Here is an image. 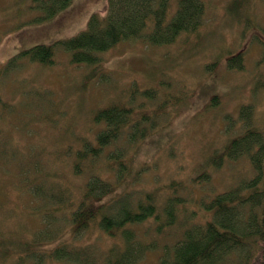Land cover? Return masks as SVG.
<instances>
[{
    "label": "rangeland",
    "instance_id": "obj_1",
    "mask_svg": "<svg viewBox=\"0 0 264 264\" xmlns=\"http://www.w3.org/2000/svg\"><path fill=\"white\" fill-rule=\"evenodd\" d=\"M204 2V22L173 42L121 40L99 52L96 64L73 62L70 51L61 48L50 63L21 56L17 67L3 72L18 51L76 34L92 12H104L106 0H72L45 19H39L42 11L32 0H0V99L7 103L5 108L0 104V143L17 150V170L16 162L0 156V264H13L16 258L31 264L38 254L44 255L43 264H73L50 259L46 254L52 243L43 242L42 250L28 243L44 223L31 209L35 201L19 187L18 164L30 169L38 159L63 167L67 169L63 181L77 188L88 171L70 173L65 146L72 142L79 147V136L95 143L102 122H93L94 111L112 102L129 105L132 91L131 105L138 109L141 100L139 109L155 114L147 123H156L144 139L130 144L118 140L135 155L128 177L135 178L140 192L156 191L162 204L168 188L162 192L161 186L174 180L210 197L254 174L246 153L227 158L222 150L248 126L264 133V0ZM172 12L169 9L168 15ZM235 53L240 67L229 62ZM146 88L153 90V99L141 95ZM242 105L250 106L243 114ZM55 147L63 152L58 159L51 157ZM112 147L107 146L94 163L111 179L104 158ZM141 166V173L136 172ZM202 173L208 176L199 182L196 178ZM187 207L196 210L194 219H203L198 204ZM147 227L143 222L137 228ZM97 234L94 230L89 240ZM68 236L62 232L61 239ZM116 239L117 233L103 234L98 244L107 247ZM157 253H147L138 264H149Z\"/></svg>",
    "mask_w": 264,
    "mask_h": 264
},
{
    "label": "trees",
    "instance_id": "obj_2",
    "mask_svg": "<svg viewBox=\"0 0 264 264\" xmlns=\"http://www.w3.org/2000/svg\"><path fill=\"white\" fill-rule=\"evenodd\" d=\"M32 1L42 11L39 19H45L72 0ZM169 9L173 10L170 16ZM204 13V0H106L104 12H92L85 27L76 34L24 48L6 61L2 71L17 67V58L21 56L50 63L55 51L61 48L70 51L73 62L96 64L100 60L99 52L121 40L170 43L182 32L197 31L204 21ZM236 58L237 55L230 57L229 62L240 67ZM133 94L132 91L129 95V105L112 102L94 111L93 122H102V129L95 134V143L93 138L81 140L79 136L76 137L80 140L79 147H73L72 142L65 146V153L71 157L70 173L80 175L88 171L87 178L77 188L63 181L67 173L63 167L48 166L38 159L30 169L18 164L19 187L35 201L31 209L41 215L44 223L28 243L39 250L43 249V242L52 243L46 255L73 264H138L147 253L156 250L158 253L149 264H264V133L261 134V128L246 127L226 142L222 150L228 158H237L243 153L249 156L254 174L247 181H238L208 197L196 193L194 186L186 190L185 184L171 180L161 186L162 192L168 189L163 203L159 204L156 191L140 192L134 187L135 178L128 177V173L135 155L128 154L127 147L118 143L121 138L128 144L144 139L156 125L155 120L147 123L155 114L139 109L141 100L138 109L131 105ZM141 95L151 100L154 92L146 88ZM0 104L3 108L7 105L1 99ZM248 109L250 106H242L241 114ZM127 127L129 130L125 131ZM0 145V156L16 162L13 167L17 170L16 148H6L3 142ZM110 145L113 147L106 151L104 169L112 173V179L100 174L99 165L94 167L97 158ZM57 147L53 149L52 159L63 154ZM142 170L141 166L136 172ZM206 176L202 173L196 180L200 182ZM195 203L202 209L203 219H194L196 210L187 207ZM143 222H148V227L138 229ZM94 230L98 234L89 240ZM61 231L68 238L61 239ZM115 233L117 239L111 245L98 244L103 234L114 236ZM43 260L44 255L39 254L31 264H42ZM13 264L24 262L16 258Z\"/></svg>",
    "mask_w": 264,
    "mask_h": 264
}]
</instances>
